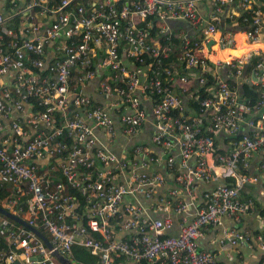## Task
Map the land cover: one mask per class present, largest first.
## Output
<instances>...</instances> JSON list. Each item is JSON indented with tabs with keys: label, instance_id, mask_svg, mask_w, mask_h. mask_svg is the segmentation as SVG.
<instances>
[{
	"label": "built area",
	"instance_id": "1",
	"mask_svg": "<svg viewBox=\"0 0 264 264\" xmlns=\"http://www.w3.org/2000/svg\"><path fill=\"white\" fill-rule=\"evenodd\" d=\"M232 1L213 0L202 15L198 0H0V188L7 185L0 203L51 244L0 213V264H63L58 254L76 264L74 244L98 257L93 264H112L116 254L151 264H218L214 252L198 248L203 229L252 207L239 189L264 181V10L255 8L250 28L221 27L218 17ZM256 3L239 0L238 9ZM15 16L18 23L10 25ZM151 17L162 22L154 32ZM170 20L188 26L175 33L181 41L172 62L166 61L176 49ZM215 32L219 50L243 40L255 45L249 55L212 57L206 43ZM256 54L255 78L244 76ZM208 72L209 95L196 111L184 92L194 81L204 84ZM94 79L101 101L84 91ZM237 82L257 87L254 103ZM145 123L189 198L198 180L232 181L206 189L205 204L193 210L173 187L157 208L176 218L154 216L152 204L137 198L150 199L165 179L148 172L159 158L156 150L134 140ZM219 131L225 139L218 146ZM118 135L126 141L124 153L108 147ZM253 154H260L257 172L248 170ZM192 155L197 161L190 166ZM174 221L177 232L170 233ZM223 234L231 243L244 238L234 229Z\"/></svg>",
	"mask_w": 264,
	"mask_h": 264
},
{
	"label": "crops",
	"instance_id": "2",
	"mask_svg": "<svg viewBox=\"0 0 264 264\" xmlns=\"http://www.w3.org/2000/svg\"><path fill=\"white\" fill-rule=\"evenodd\" d=\"M238 5L239 0H235L226 3L223 6V11L218 17L219 26L224 27L230 24L225 23L223 21V18H227V16H238V14L240 13ZM212 6L213 0H198L197 2V7L199 9L200 14L202 15L209 13L211 11ZM257 6L264 10V3L262 0H260L259 5ZM227 13H231L232 15L229 16L227 15ZM161 23L162 22L160 21H155L156 27ZM166 24L168 25V22H166ZM169 25L174 33H177L179 30V28L175 25H181L184 28L188 27L187 21L185 20H170ZM242 44H245L246 49V52L243 54L249 55L252 52L253 46L255 44L248 41ZM237 47L239 46L230 45L225 48L236 49ZM238 56L241 55H235L231 58H225L223 60L232 59ZM84 91L88 92L90 95H93V97L97 100H103V96L99 92V87L96 79L86 82L84 85ZM145 104L148 113L151 115V104L148 101H146ZM116 122L118 124V120H116ZM152 130L153 128L151 124H143L142 128L140 129L134 140L142 141L152 146L156 150V153L159 158L156 162L151 164L150 168L148 169V172L151 174L156 172L160 173L164 176L165 179L164 183L157 187L155 193L150 199H147L142 195H138L137 198L144 205L152 204L151 213L154 214V216H170L175 219L176 215L174 214V212H172V210L168 212L157 208V205L160 203L159 201H157L158 199H166L169 189L177 187L182 199L186 202H192L190 209L193 210L194 207L202 201L204 191L206 189L213 188L219 182V177H212L206 181H196L194 184V191L191 197L189 198L184 189H182L180 182L176 179V170L168 166V164L166 163L167 152L160 146L152 145ZM96 133L101 139L106 138V135L103 133L102 130L96 128ZM123 138V136L118 135L116 140L108 144V147L116 152H123L125 146L124 144L126 143ZM214 139L216 145H220L224 142L225 134L222 131H219L218 134L214 135ZM172 153L175 154V160L178 161L179 157L177 155V149H172L171 154ZM259 160L260 154H253L248 170L252 172H257ZM196 161L197 158L194 155H192L188 159L190 166H193ZM208 162L212 166L215 165L211 156L208 158ZM239 193L241 197L253 198L255 205L252 206L250 210L237 213V217L233 215H224L222 217L221 224L219 225L210 224L205 227L203 229L202 236H200L198 239V248L214 252L218 264H264V248H259L257 240V236L261 235L263 237L262 240L264 241V182L258 181L246 184L244 187L241 188ZM176 223L177 222L174 221L172 228L169 230L170 233L177 232ZM223 229L238 230L243 234L244 238L237 240L235 243H231L230 240H228L224 236Z\"/></svg>",
	"mask_w": 264,
	"mask_h": 264
},
{
	"label": "trees",
	"instance_id": "3",
	"mask_svg": "<svg viewBox=\"0 0 264 264\" xmlns=\"http://www.w3.org/2000/svg\"><path fill=\"white\" fill-rule=\"evenodd\" d=\"M5 1H7V0H5ZM262 1L264 3V0H262ZM6 5H9V2H7ZM256 7H257V3L254 4L252 6V8L245 9V10L243 9L242 12L238 16L223 18V21L225 23H230L229 26L234 25V28L235 27L238 29L250 28L251 27V18L254 14V10ZM18 20H19L18 16H15V17H11L10 19H8L7 22L10 25H14V24L18 23ZM151 20H152V32H154L156 29V25H155L156 20L154 17H151ZM175 26H177L178 28L183 27L181 25H175ZM159 39L164 42V41H166L167 38L159 37ZM171 41H174V43L176 45V49L172 50L171 55L169 56V58L166 59V61H170V62H172L171 60L175 59V53L179 50V44L181 41V39L175 35V33L173 32L172 29H171ZM122 47H125V44L119 45L120 50L122 49ZM258 59H259L258 54L251 55L249 57V59L246 61L245 66H244V71H243L244 76H247L254 71V68L256 66ZM173 64H175V62H173ZM174 66L177 67V65H174ZM205 78H206V82L204 84L200 85L194 81L193 83H191L190 87L187 88L186 91L184 92V95L188 96L186 105L188 107L193 106L196 111L201 110V105L199 104V100L202 97L209 95V92L207 91V83H211L213 81L212 76L209 72L205 73ZM227 80L229 82L235 81L232 78V76H227ZM237 86H238V91L240 92V94L251 100L250 103H254L256 101V99L259 97V92H257V87L250 86L247 82H237ZM37 108H41V107H37ZM252 115H253L252 113L247 114V116H252ZM192 116H194V115H192ZM254 116H252V117H254ZM57 119H60V118H57ZM235 137L237 138V137H239V135H236ZM68 141H70V140H68ZM68 143H70V142H68ZM219 181L229 182L231 180H229L228 178H225V179H219ZM6 187H7V185L5 184L4 188H0L1 196L4 195V193H5L4 190H6ZM240 199H243V197H240ZM205 201H206V199H205V196L203 195L202 201L199 203V205L205 204ZM94 236L99 237V234L94 233ZM0 244L1 245L3 244L2 238H0ZM72 253H73V259H74L76 264H80L82 262H85L88 264H93L97 261V258H98L96 255L92 254L89 251V249H87L86 247H84L82 245H78V244H74L72 246ZM112 264H151V263H149L145 259H140L138 261L128 260L125 258V256L123 254H116L113 257Z\"/></svg>",
	"mask_w": 264,
	"mask_h": 264
},
{
	"label": "bare ground",
	"instance_id": "4",
	"mask_svg": "<svg viewBox=\"0 0 264 264\" xmlns=\"http://www.w3.org/2000/svg\"><path fill=\"white\" fill-rule=\"evenodd\" d=\"M218 35V32H215L209 39V41L206 43V50L209 55L212 57H217L220 59H225V58H231L232 56L235 55H242L243 53L246 52L245 49V41H241V43L238 45L240 47L239 53H236V49H230V48H223V49H218L217 44H216V37ZM245 49V50H244Z\"/></svg>",
	"mask_w": 264,
	"mask_h": 264
},
{
	"label": "water",
	"instance_id": "5",
	"mask_svg": "<svg viewBox=\"0 0 264 264\" xmlns=\"http://www.w3.org/2000/svg\"><path fill=\"white\" fill-rule=\"evenodd\" d=\"M251 76H252V78H255V74H254V73H252ZM0 213L5 214L6 216H8V217H10V218H12V219H14V220H16L17 222L22 223V224L25 225L27 228L33 230L36 234H38V235L44 240V242H45L48 246H51V244H50V242L48 241L46 235H45L44 233H42L40 230H38L37 228H35L34 226L28 224V223L26 222V220L23 219L22 217H20V216L16 215L15 213H13V212L7 210V209H6L5 207H3L2 205H0ZM57 254H58V253H57ZM58 258L61 260V262H62L63 264H73L72 261H70L68 258H66V257L63 256V255L58 254ZM12 264H19V262H18V260H14V261L12 262Z\"/></svg>",
	"mask_w": 264,
	"mask_h": 264
},
{
	"label": "clouds",
	"instance_id": "6",
	"mask_svg": "<svg viewBox=\"0 0 264 264\" xmlns=\"http://www.w3.org/2000/svg\"><path fill=\"white\" fill-rule=\"evenodd\" d=\"M229 180H231L232 181V179L231 178H228ZM231 181H229V182H231ZM260 181H262V180H260ZM258 182V181H257ZM264 182V181H263ZM251 183H254V182H251ZM247 184H249V183H247ZM246 185V184H245ZM245 185H243L242 187H244ZM241 187V188H242ZM241 188L239 189V192H240V190H241ZM238 195H239V198L241 197L240 196V193H238ZM243 198H248V197H243ZM249 198H251V197H249ZM253 199V198H252ZM1 205V204H0ZM255 205V202H254V199H253V206ZM251 209V207L249 208V209H247V210H250ZM247 210H245V211H247ZM224 216V215H223ZM222 216V217H223ZM229 216H231V215H229ZM222 219V218H221ZM257 240H258V238H257ZM259 242V241H258ZM259 244V243H258ZM259 248H260V246H259Z\"/></svg>",
	"mask_w": 264,
	"mask_h": 264
},
{
	"label": "rangeland",
	"instance_id": "7",
	"mask_svg": "<svg viewBox=\"0 0 264 264\" xmlns=\"http://www.w3.org/2000/svg\"><path fill=\"white\" fill-rule=\"evenodd\" d=\"M239 51H240V47H237V48H236V53H239ZM57 263H58V264H61V263L58 262V261H57Z\"/></svg>",
	"mask_w": 264,
	"mask_h": 264
}]
</instances>
